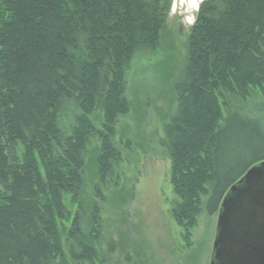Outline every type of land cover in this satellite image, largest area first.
Listing matches in <instances>:
<instances>
[{"label": "trees", "instance_id": "obj_1", "mask_svg": "<svg viewBox=\"0 0 264 264\" xmlns=\"http://www.w3.org/2000/svg\"><path fill=\"white\" fill-rule=\"evenodd\" d=\"M169 7L0 0V264H68L65 245L79 264L97 259L95 198L107 191L120 211L128 197L113 142L129 112L127 73L140 52L160 46ZM172 92L159 143L170 162V216L188 243L202 208L216 213L231 185L264 161L262 120L227 101H264V0L201 2ZM92 138L99 146L89 154Z\"/></svg>", "mask_w": 264, "mask_h": 264}, {"label": "rangeland", "instance_id": "obj_2", "mask_svg": "<svg viewBox=\"0 0 264 264\" xmlns=\"http://www.w3.org/2000/svg\"><path fill=\"white\" fill-rule=\"evenodd\" d=\"M185 3L170 0L160 46L153 52H140L127 73L129 112L118 119L113 141L122 157L116 172L119 186L128 191L127 203L116 211L109 205L107 191L103 192L106 200L95 198L102 209V225L98 257L92 264L210 263L218 210L210 214L203 207L189 242L184 240L183 231L170 216L174 199L170 162L159 143L162 124L176 108L172 85L182 72L189 30L197 12V8L189 12ZM227 101L231 110L259 117L264 125V101L258 94L248 100ZM95 125L100 123L95 121ZM97 146V139L92 138L89 154ZM90 188L89 184V194ZM64 250L68 264H79L68 256L67 245Z\"/></svg>", "mask_w": 264, "mask_h": 264}, {"label": "water", "instance_id": "obj_3", "mask_svg": "<svg viewBox=\"0 0 264 264\" xmlns=\"http://www.w3.org/2000/svg\"><path fill=\"white\" fill-rule=\"evenodd\" d=\"M209 264H264V161L222 198Z\"/></svg>", "mask_w": 264, "mask_h": 264}, {"label": "bare ground", "instance_id": "obj_4", "mask_svg": "<svg viewBox=\"0 0 264 264\" xmlns=\"http://www.w3.org/2000/svg\"><path fill=\"white\" fill-rule=\"evenodd\" d=\"M181 3H183L184 1L187 3H185L187 5V9L189 10V12L193 9L195 10L198 3L201 1V0H179Z\"/></svg>", "mask_w": 264, "mask_h": 264}]
</instances>
